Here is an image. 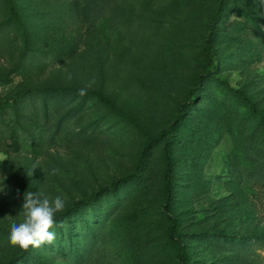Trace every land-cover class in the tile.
Here are the masks:
<instances>
[{"label":"rangeland","instance_id":"1","mask_svg":"<svg viewBox=\"0 0 264 264\" xmlns=\"http://www.w3.org/2000/svg\"><path fill=\"white\" fill-rule=\"evenodd\" d=\"M15 1L33 51L0 0V264H180L172 220L187 264H264V0ZM26 191L64 208L24 250Z\"/></svg>","mask_w":264,"mask_h":264},{"label":"clouds","instance_id":"2","mask_svg":"<svg viewBox=\"0 0 264 264\" xmlns=\"http://www.w3.org/2000/svg\"><path fill=\"white\" fill-rule=\"evenodd\" d=\"M80 94H86V90L81 89ZM63 208L64 200L61 196L50 200L41 193L26 191L20 212L23 220L10 225L9 243L24 250L29 247L40 248L45 243L51 244L56 238V233L51 231L55 226V216Z\"/></svg>","mask_w":264,"mask_h":264},{"label":"trees","instance_id":"3","mask_svg":"<svg viewBox=\"0 0 264 264\" xmlns=\"http://www.w3.org/2000/svg\"><path fill=\"white\" fill-rule=\"evenodd\" d=\"M4 2L7 5L9 16H10L7 23L10 26L13 25L15 27V29H16L17 35H20L22 37V39L24 41V47H23L24 48V60L27 61L28 55L33 51L29 47L30 32L28 31V27H27L26 23L23 21L21 15H20L19 7H18L16 1L15 0H4ZM219 9H220V7H218V9L215 12V14L219 13ZM25 63H23V64H25ZM202 77H203L202 75H200L198 77V80H197V83H196V87L192 91L193 94H196L197 89L201 85L200 80H201ZM191 103L192 102L189 101L187 104H191ZM3 109H5V107ZM171 128L173 129L174 125L171 126ZM159 139H160V137H158V138H150L148 141H149V144H150V143L155 142V141H157ZM147 151H148V148H145L142 151L140 159H139V162H138L135 170L132 173H129L126 176L117 178L115 181L112 182V184L110 186L101 188L100 190L92 193L87 199H82V200L76 201L70 208H68L65 211V213H63L62 216H58L56 218L58 219V218H61L63 216L67 217L71 213H73L75 211H78L81 208V206H84V205H87V204H89L91 202L97 201L100 198V196H102L104 193L113 192V191L117 190L119 187L129 183L132 180H134L138 176V174L140 173V171H141V169H142V167L144 165ZM163 152H164L165 158L168 161L167 172H166V188H167V191L170 192V190H171L170 187H171V184H172L173 160H172V157L170 155L169 143L168 142L165 144ZM165 212L168 215V217L171 219L169 203H167L165 205ZM176 228H177V225L172 220V222L169 224V226L167 228V235H168L169 240L173 241L179 248L180 264H187L186 263L185 253H184V243H183L182 237H180L176 233Z\"/></svg>","mask_w":264,"mask_h":264}]
</instances>
